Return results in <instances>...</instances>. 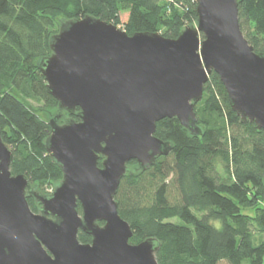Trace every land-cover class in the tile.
I'll return each mask as SVG.
<instances>
[{
  "label": "water",
  "instance_id": "95a60500",
  "mask_svg": "<svg viewBox=\"0 0 264 264\" xmlns=\"http://www.w3.org/2000/svg\"><path fill=\"white\" fill-rule=\"evenodd\" d=\"M196 11L175 38L130 35L92 15L61 24L39 67L58 100L45 143L63 177L42 194L27 175L13 174L0 128V264H160L155 238L130 242L116 194L129 161L146 169L173 148L155 135L159 120L175 116L202 133L195 104L212 71L233 110L264 130V53L241 29L238 0H197ZM78 107L80 120L59 123ZM80 230L91 242L79 240Z\"/></svg>",
  "mask_w": 264,
  "mask_h": 264
},
{
  "label": "trees",
  "instance_id": "16d2710c",
  "mask_svg": "<svg viewBox=\"0 0 264 264\" xmlns=\"http://www.w3.org/2000/svg\"><path fill=\"white\" fill-rule=\"evenodd\" d=\"M196 7L197 0H0V128L12 173L27 175L42 194L63 177L45 143L52 130L45 111L58 100L39 63L52 54L51 38L64 21L92 15L130 35L175 38L196 22ZM238 10L244 35L264 53V0H238ZM79 111L65 117L80 120ZM195 112L201 134L165 117L155 135L170 141L171 151L146 169L128 162L116 200L133 230L130 242L155 238L160 264H264V130L233 110L215 71ZM27 199L40 211L33 196ZM78 238L92 239L81 230Z\"/></svg>",
  "mask_w": 264,
  "mask_h": 264
},
{
  "label": "rangeland",
  "instance_id": "374dc122",
  "mask_svg": "<svg viewBox=\"0 0 264 264\" xmlns=\"http://www.w3.org/2000/svg\"><path fill=\"white\" fill-rule=\"evenodd\" d=\"M122 20L123 21H125L126 20V16L125 15H122ZM123 25H120V27H122ZM123 28V27H122ZM58 108L57 109H55V110H53V112H49V111H45V114L46 115H48L49 117H50V115H51V117L50 118H53V117H55L57 114H58ZM63 113H64V111H63ZM65 113H64V118H62V121L60 120V124H62L63 122H65ZM51 189H49V191H50ZM259 237H261V236H259ZM263 237V236H262Z\"/></svg>",
  "mask_w": 264,
  "mask_h": 264
}]
</instances>
